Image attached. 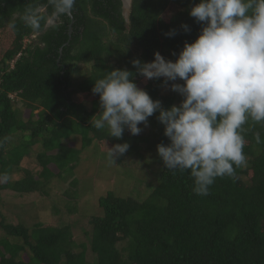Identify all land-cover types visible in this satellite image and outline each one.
Wrapping results in <instances>:
<instances>
[{"label":"trees","instance_id":"1","mask_svg":"<svg viewBox=\"0 0 264 264\" xmlns=\"http://www.w3.org/2000/svg\"><path fill=\"white\" fill-rule=\"evenodd\" d=\"M198 2L130 0L125 18L122 0H75L70 15L54 20L49 0H0V38L7 39L0 48V206L6 210L0 209V264H264V125L251 121L245 125V165L232 177L217 178L207 195H196L189 173L168 171L157 155V173L150 169L152 156L140 159L138 168L155 180L142 182L148 190L143 198L107 192L98 200L101 214L88 218L81 243L69 224L48 225L45 218L29 225L24 218V202L48 198L85 148L97 145L101 155L127 142L128 151L116 160L120 166L125 156L139 157V150L151 147L157 154L158 144L169 143L158 113L147 127L139 125V135L125 129L120 140L92 127L89 121L99 111L92 88L104 72L127 69L164 108L178 106L182 97L163 92L162 79L139 85L142 76L131 61L151 62L159 51L174 62L184 43L199 35L200 25L189 16ZM30 10L39 18L38 30L24 20ZM171 30L177 34L166 36ZM80 65L89 66V74L74 84ZM25 160L34 168H23ZM74 180L64 198L68 213L77 204L71 203ZM1 193L13 201L4 203Z\"/></svg>","mask_w":264,"mask_h":264},{"label":"clouds","instance_id":"2","mask_svg":"<svg viewBox=\"0 0 264 264\" xmlns=\"http://www.w3.org/2000/svg\"><path fill=\"white\" fill-rule=\"evenodd\" d=\"M49 3L58 20L72 13L75 0ZM189 16L200 25L199 35L184 43L174 62L159 51L151 62L131 61L146 81L162 79L164 87L182 97L181 103L164 108L137 86L132 72L113 69L94 82L99 111L89 123L120 140L125 129L139 135V125L147 127L158 113L169 143L158 144L157 155L168 171L189 173L196 195H207L217 178L232 177L245 165V125H264V0H199ZM24 20L40 28L31 10ZM181 27L190 32L187 24ZM176 34L171 30L165 35ZM254 139L261 143L259 132ZM129 147L127 142L106 147L108 160L116 163Z\"/></svg>","mask_w":264,"mask_h":264},{"label":"rangeland","instance_id":"3","mask_svg":"<svg viewBox=\"0 0 264 264\" xmlns=\"http://www.w3.org/2000/svg\"><path fill=\"white\" fill-rule=\"evenodd\" d=\"M127 1L128 0H124L125 3H127ZM52 22V19H50L47 23L48 25H51ZM2 42H5L3 43V46ZM6 45L7 39L5 37L0 38V48H5ZM77 70H79L82 74L75 76V79L72 81L74 84L80 81L81 76L84 77L89 74V66L85 67L84 65H80L77 67ZM177 82L181 83V81ZM145 83H147V81L144 77H141L138 80L139 85H143ZM168 91L175 93L166 87L163 88V92ZM175 94L177 95V93ZM23 117H29L28 110H23ZM70 145H72V143H70ZM79 146L80 143L77 142L75 147L79 148ZM95 147H97V145H91L82 151L73 172L67 174L65 176V180L57 181V185L51 188V194L48 198L42 199L40 202H38V200L31 201V199H27L29 202H24L27 208L24 210V218L27 224L30 225L31 223H35V219L38 222L43 223L45 218L44 222L48 225L61 226L63 224H69L72 227L74 240L77 243H81L86 240L83 234L84 231L88 230V218L90 216H99L101 214L98 207V200L107 192L111 191L116 194H121L119 196L123 195L124 197L129 196L134 199H141L148 192L145 188L146 184L142 182L149 181L152 185L155 184V180L150 181V176L146 177L148 171L145 167L142 166V169L138 168L141 163L140 159H149V157L152 156V166L150 169L154 173L158 172L160 164L158 163L157 154L153 147L139 150L141 155L139 157L125 156L123 163L120 164V166L117 163H111L107 158V154L100 155V153H96L97 151ZM22 165V167L26 169L34 168V164L28 160L22 162ZM52 170L56 171L53 167ZM141 173L145 176L139 177L141 176ZM18 177L19 175L17 178ZM74 179H76L77 195L76 200L71 203L77 204L75 206V211L68 213L65 209L66 200L64 198H67L65 195L69 192L68 182L70 183L71 180L75 181ZM1 195L4 203H10L13 201V198H11L13 195L9 193H1ZM0 209L3 214L6 213L5 208H1L0 206ZM9 209L13 212L15 207L10 206ZM23 209L24 208H16L18 213H22ZM43 211H45V213H43ZM48 211L50 212L48 213ZM15 212L16 211L13 213ZM14 219V216H10L8 221L15 223Z\"/></svg>","mask_w":264,"mask_h":264},{"label":"water","instance_id":"4","mask_svg":"<svg viewBox=\"0 0 264 264\" xmlns=\"http://www.w3.org/2000/svg\"><path fill=\"white\" fill-rule=\"evenodd\" d=\"M122 1H123V8H124V17L127 18L130 1L128 0L129 2L127 1V3H125L124 0H122Z\"/></svg>","mask_w":264,"mask_h":264}]
</instances>
